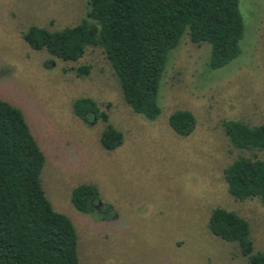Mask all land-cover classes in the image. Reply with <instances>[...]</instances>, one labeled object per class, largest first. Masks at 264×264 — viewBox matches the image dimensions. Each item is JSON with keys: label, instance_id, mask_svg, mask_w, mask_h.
<instances>
[{"label": "rangeland", "instance_id": "rangeland-1", "mask_svg": "<svg viewBox=\"0 0 264 264\" xmlns=\"http://www.w3.org/2000/svg\"><path fill=\"white\" fill-rule=\"evenodd\" d=\"M88 0H0V98L24 113L45 156L42 186L55 210L78 235L79 264H249L236 243L209 229L213 209L246 218L254 252L264 250V204L240 201L228 190L225 169L240 156L223 121L264 124V0H241V53L225 67H209L211 45L189 36L170 53L159 92L161 115L151 121L126 102L102 46H88L77 62L34 50L24 34L33 26L60 30L82 22ZM50 67H46L50 62ZM90 65L88 76L64 68ZM91 97L110 116L124 142L106 150V124L74 112ZM191 110L196 126L178 134L169 117ZM81 184L98 187L110 218L79 211L71 201ZM103 209V210H104Z\"/></svg>", "mask_w": 264, "mask_h": 264}, {"label": "trees", "instance_id": "trees-1", "mask_svg": "<svg viewBox=\"0 0 264 264\" xmlns=\"http://www.w3.org/2000/svg\"><path fill=\"white\" fill-rule=\"evenodd\" d=\"M240 1L88 0L81 23L60 30L33 25L24 38L32 49L46 50L67 62L79 61L88 46H102L126 102L154 121L162 113L159 92L170 53L183 37L211 45V69L225 67L240 55L245 35ZM91 68L80 65L64 72L74 70L83 77ZM74 112L85 121L101 119L106 124L101 136L106 150L123 144V133L109 123L108 112L93 98L77 99ZM169 123L178 134L189 136L196 117L191 110H176ZM223 125L236 148L264 151V124L230 119ZM45 161L22 110L0 98V264H79L76 227L69 216L55 210L42 186ZM225 179L235 199H259L264 204V159L240 156L225 169ZM99 197L96 185L81 184L71 201L81 212L109 219L111 206L100 209ZM208 226L214 235L236 243L249 264H264V250L254 252L246 218L217 207Z\"/></svg>", "mask_w": 264, "mask_h": 264}]
</instances>
